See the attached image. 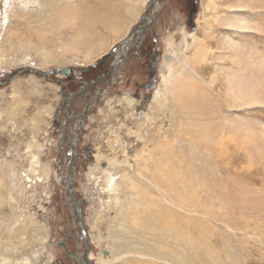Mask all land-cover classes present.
I'll return each mask as SVG.
<instances>
[{
    "label": "rangeland",
    "instance_id": "374dc122",
    "mask_svg": "<svg viewBox=\"0 0 264 264\" xmlns=\"http://www.w3.org/2000/svg\"><path fill=\"white\" fill-rule=\"evenodd\" d=\"M5 1L0 0V264H76V259L70 258L74 255L72 243H65L66 249L60 247L63 243L64 248L66 225H71L73 230L81 226L80 223H69L72 217L69 211L81 217L87 232L89 256H92L88 262L100 264L99 256L107 261L110 251L101 243L105 239L111 240L107 233L114 228L116 217L111 206L116 200L120 201L118 187L124 186L128 180L125 177H138L137 166L143 156H149L153 149L150 145L144 149L142 133L146 129L149 132L155 125L161 128V137L171 141L176 139L184 148L188 136H181L179 140L174 132L179 128L189 132V137L198 146H203L202 142L215 145L209 147L206 156L188 153L183 156L191 167L193 178L191 190L189 187L185 193L194 192L195 197L188 195L190 199L179 212L192 220L193 253L196 259L202 261L191 264H264V105L243 106L234 110L226 99L228 97L222 94L227 88V79L235 74L234 70L237 79L240 78L239 84L251 81L252 75L255 77L258 72L264 73V32H241L238 37L230 36L237 43L233 47L225 40V33L232 30L227 21L223 20L219 25L214 22L228 17L232 19L238 11L236 9H239L237 6L244 8L238 13L247 20L264 22V6L260 8L263 1L257 0L259 8L251 13L246 7V2L250 0H211L212 3L210 0H195L191 21L190 18L187 20L190 9H187L184 0H136L134 8L140 7L136 20L128 8L125 10V18L131 22L126 36H115L110 30L102 32L101 36H93L90 47L92 60L86 64L82 58H79L80 61L76 59L84 56L81 49L73 51L60 47H67L69 40L59 35L56 29H51L52 33L46 38L41 52L32 47L39 46L34 39L27 41L30 43L28 47L12 43L8 30L19 21L27 27L24 35L30 37L29 30L32 31L35 23L29 22L31 17L21 14L37 11L38 4L26 6L24 2L27 0H9L6 11ZM61 1L65 3L66 0ZM71 1L74 3L77 0H70L73 4ZM42 2L44 0L39 4ZM98 2L103 3L102 0ZM226 3L235 7L229 9ZM151 4L159 9L152 17V29L157 40L152 38L153 35H147V41L159 49L157 58L153 62L147 56L141 64H137L135 57L130 55L134 69L128 71L119 88H111L89 111L81 142L76 146L77 155L69 153V142L60 141L57 126L53 123H57L54 115L62 98L60 91L61 85L66 82L64 78L81 81L88 76L92 71L91 65L103 55L105 57L113 52L118 43L131 35L138 22L144 18L150 20L148 12ZM39 24L45 22L39 21ZM64 32L67 31L61 34ZM193 36L200 45L194 65L198 76H189L202 85L214 99L213 102L218 99L216 111L220 115L213 114V117L198 120L189 127L184 122L173 126L168 113L171 103L166 101L163 109L156 110L153 101L162 94V80L168 75L166 64L174 61L173 66L181 68L176 63L177 58L184 52L190 55ZM174 52H177L176 58ZM234 52L238 54L239 67L233 65V60H236ZM149 69L156 74L148 76ZM202 80L209 84V88ZM126 94L131 102L128 106L121 101ZM221 96L226 99L228 107L221 108ZM219 119L223 121L222 126ZM121 125H127L126 129L130 127L131 132L138 131L137 127L143 125L140 129L142 141L129 135L124 127L123 131L118 129ZM115 134L121 138L118 144L122 146L112 145ZM174 155L175 149L161 164L169 165ZM115 160L119 165L109 164ZM69 184L73 189L71 195L68 193ZM174 187L176 190V185ZM123 200H126L125 196ZM186 207H190L189 213H186ZM134 227L129 219L124 222L120 239L132 238L127 229ZM145 235L150 234L145 232ZM79 241L76 237L73 243ZM150 244L145 242L138 246L143 253L144 246ZM165 247V254L182 253L187 249L176 235ZM164 259L163 256L156 262L152 259V263L148 262L164 264Z\"/></svg>",
    "mask_w": 264,
    "mask_h": 264
},
{
    "label": "bare ground",
    "instance_id": "6f19581e",
    "mask_svg": "<svg viewBox=\"0 0 264 264\" xmlns=\"http://www.w3.org/2000/svg\"><path fill=\"white\" fill-rule=\"evenodd\" d=\"M40 1L42 0H27L24 2L26 6L37 3V11H29L28 13L21 14L22 16H28L29 18L31 17L32 21L29 20V22L35 23L33 24V27H31L33 32L28 29L30 31V37L32 38H30L28 35H24L27 31V27L21 23V21H19L20 23L14 24V28L12 27L8 30L10 41L14 44H23V46L28 47L30 43H27V41L34 39L37 41L39 46L32 47L37 52H41L44 49L43 47L46 38H48L52 33L51 29H56L59 35H64L65 38L69 40L67 47H60L72 49L73 51L81 49V53H83L84 56L76 57V59L80 61L79 58H82L84 64L92 60L90 58V47L93 36H101L102 32L108 30H110L111 33L116 34L115 36H119L121 34H125L124 36H126L131 22L126 20L125 10L128 8L135 20L140 12V7L137 9L134 8L133 4L136 0H123L125 3H121L119 0H109L108 3L106 0H102L103 3H99V0H77L74 1V3L71 1L73 4L70 3V0H66L65 3H62L61 0H44L42 4H39ZM142 1L143 0H140V2ZM262 1L263 2H261L260 8L264 6V0ZM9 2V0L5 1L6 11L10 5ZM236 2H238V0H236ZM246 3V7L251 11V13L255 12L259 8L257 0H250ZM226 5L227 8L230 7L229 3H226ZM233 7L235 6H231L229 9H232ZM237 7L240 10L244 9L242 6ZM207 9L210 11V6H208ZM239 9L236 10L239 11ZM110 10L113 11L109 13ZM238 11H236L237 13L234 11L236 14L235 16H232V19H229L230 17H228V19L224 18L214 21L215 23H218L216 25L221 24L223 20L227 21V25H229L232 30L228 33H225V40H228L229 44H231L233 47H236L237 43L234 42L230 36L238 37L241 32H264V22L259 23L258 20H247V18L241 16V14H239L240 12L238 13ZM242 11L243 10H241V12ZM15 16L16 15H14V18ZM6 18L7 17H5V19ZM48 19H50L49 22ZM39 21L40 23L44 21L45 24L37 25ZM64 30L67 32H64L65 34H61V32ZM209 34H211L210 29ZM73 37H76L77 39L74 40ZM193 37V44L192 46L190 45L193 50L190 55L187 56L185 52L180 54L178 53L180 57L177 58L178 62L176 63H179L181 68L177 69L176 66H173L172 63L174 61L168 62L166 64L168 68V75L162 80V94L153 101L154 108H156V110L163 109L166 101L171 103V107H168V113L169 122L173 126H175L176 123L177 125H181L184 122L185 126L187 125L189 127L191 125H195L196 121L198 120L209 119L208 116L213 117V114L217 113L220 115L216 111L218 99L213 102L214 99L212 100L209 93L204 91L202 85L198 84L195 79H191L190 77H193V74L198 76L194 70V65L196 64V58L200 53L199 40L195 36ZM17 38L20 39L16 40ZM106 42L107 40L104 42V44ZM176 54L177 52H174V58H176ZM234 57L236 60H233V65L236 67L239 65L237 52H234ZM263 63L260 65H263ZM258 68H260V66H258ZM231 69L233 70V68ZM235 71L236 70H234L235 74L231 76L227 74V76H230V80L227 79V88H225V90L222 92L223 95L228 97L226 99H228L230 107L234 108V110H239L243 106L264 105V73H262L260 70L261 72H258V75L254 77L250 71L252 80L246 84L245 82L241 81L239 84L240 78L237 79L238 75H236ZM244 72H246V70ZM202 83L209 88V84L204 80H202ZM158 90L155 92L156 97L158 95ZM128 96V94L124 95L121 100L126 103L127 106L131 103ZM225 100L223 96L219 97L221 108L223 106L228 107V104L225 102ZM221 118H224L225 120L227 119L225 116H222ZM220 120L221 119H219V121ZM221 122L223 124V121H220V125ZM142 126L143 125L137 127L138 131L136 132H131L130 127L126 129L127 125H124L118 129H122L123 131L125 128L124 130L127 131L129 135H132L135 139H141L142 141V136L140 135V129ZM214 127H216V125ZM172 129H174V127H172ZM146 131L147 129L142 133L145 138L142 146H144V149H147L150 145V147L153 149L149 152V156H143L142 162L137 166L138 177L135 175L130 177L126 176L125 178L128 180L125 182L124 186L121 187L119 185L118 187V199H120V201L116 200L111 206V210H114L116 216L114 217L115 222H113L114 228L112 227L107 233V237L111 240L105 239V241L101 243V246L103 244L110 251L108 256L109 259L105 261L104 258L99 256V263L150 264L151 259L156 262L163 256L165 257L164 264H191L193 261L202 263L201 260L195 258L193 253L194 247L192 246V220L191 218L184 217L183 212H179L180 209H184L186 206V201L190 199L189 196L191 198L195 197L194 192L191 194L185 193L187 188L190 187L191 190L193 186V178L191 167L184 160L183 156L186 153L189 155L204 154V156H206V153L209 151V147H215V145H209L208 142H202L204 143L203 146L194 144L193 138L189 137L190 133L183 130V128H179V130L174 132L179 140L181 136H188V138H186V148H184L180 142H177L176 139L171 141L165 139V137H161V128L158 125H155V127L152 130H149V132ZM225 131L226 129L224 132ZM171 134H173V132ZM167 136L169 135L167 134ZM203 137H201V139ZM120 139L121 138L119 135L115 134V137L112 140V145L115 143H121ZM222 139L225 138L222 137ZM218 140L220 141V139ZM217 145L220 144L218 143ZM174 149L175 155L173 161L169 165L161 164V161L165 157L170 156ZM96 158L98 160L100 156ZM109 164L119 165L116 160L110 161ZM43 172H46V169L43 168ZM175 185L176 190L174 187ZM180 190L183 192H180ZM134 195L136 197H133ZM124 196L126 197L125 201L123 200ZM185 210L186 213H189L190 207H186ZM128 219L131 223L133 222L134 226H136L134 228L127 229L133 236L130 239H120L122 226ZM138 229L141 230L138 231ZM162 231H165L167 234H164ZM145 232H149L150 235H145ZM173 235H176L178 239H180L186 245L187 249L182 253L168 252L165 254V244L172 238ZM145 242H151V244L145 245V251L142 253L138 245ZM98 243L100 244V241Z\"/></svg>",
    "mask_w": 264,
    "mask_h": 264
},
{
    "label": "flooded vegetation",
    "instance_id": "af4514ba",
    "mask_svg": "<svg viewBox=\"0 0 264 264\" xmlns=\"http://www.w3.org/2000/svg\"><path fill=\"white\" fill-rule=\"evenodd\" d=\"M186 7L189 10L187 15V20L192 17L194 13V3L195 0H184ZM148 16L150 20L142 19L135 25L134 30L131 35L129 34L127 38L123 39L118 43L116 49L107 53L105 57H100L93 63L92 71L88 76H85L83 80H73V78L66 79L65 84L61 85V100L58 109L56 110V115H54V125L57 126V134L60 137V141L69 142V153L77 155L76 146L80 144L86 119L89 116V111L97 106L99 100L105 97L111 88L117 89L121 86L122 80L127 75L128 71L134 69V61L130 58L132 54L135 57V62L141 64L145 58L151 57L154 62L158 56L157 48L150 45L147 41V35H153L152 38L157 40L155 37V32L152 29L153 26V15L158 13L159 9L150 5ZM153 7V9H151ZM146 14V13H145ZM194 17V16H193ZM192 21V18H190ZM131 59V60H129ZM122 69V71H121ZM156 73L153 70H148V76H154ZM70 84L71 86H67ZM68 193L71 195L73 189L72 184H69ZM78 202V199H76ZM74 211H69V215H72L70 222L74 224L80 223L79 229H72L71 225H66L64 231L69 234L63 235V243L60 247L66 249L65 243H72V248L74 249L73 257L76 259V264H90L88 262L90 257V247L87 245V232L82 226L81 217L78 214L73 215ZM79 237V242H74V239ZM81 242L83 244V249H81ZM69 249V247H68ZM67 255L68 252H67Z\"/></svg>",
    "mask_w": 264,
    "mask_h": 264
}]
</instances>
